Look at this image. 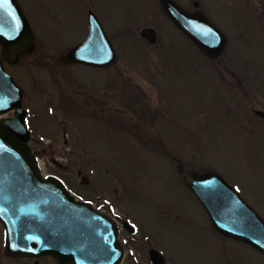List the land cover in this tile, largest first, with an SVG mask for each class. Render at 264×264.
I'll return each instance as SVG.
<instances>
[{"label":"rangeland","instance_id":"rangeland-1","mask_svg":"<svg viewBox=\"0 0 264 264\" xmlns=\"http://www.w3.org/2000/svg\"><path fill=\"white\" fill-rule=\"evenodd\" d=\"M17 1L34 15V49L9 62L0 47V59L27 94L29 143L43 174L136 226L138 247L124 243L121 264L150 263L149 248L166 264H264L255 248L215 230L181 177L218 172L264 220V119L254 113L264 111V0H174L222 31L215 58L158 0ZM89 3L116 59L100 69L62 66L59 57L86 35ZM148 26L154 44L138 35Z\"/></svg>","mask_w":264,"mask_h":264},{"label":"water","instance_id":"water-1","mask_svg":"<svg viewBox=\"0 0 264 264\" xmlns=\"http://www.w3.org/2000/svg\"><path fill=\"white\" fill-rule=\"evenodd\" d=\"M159 1L168 19L203 54L210 58L221 54L225 36L202 10L190 12L174 0ZM138 35L149 44L157 41L156 30L149 26ZM0 44L4 57L11 61L33 49L32 32L15 0H0ZM115 59V50L92 12L85 39L59 57L62 64L95 67L108 66ZM10 110L15 116H3ZM254 113L264 119V111ZM25 115L21 89L0 61V221L6 233V252L12 257L49 255L58 264H121L124 248L118 223L89 201L75 198L56 176L41 174ZM181 177L217 232L264 255V220L234 186L216 171L184 170ZM85 182L82 177L81 183ZM122 226L134 229L126 221ZM151 256L155 264H165L157 251Z\"/></svg>","mask_w":264,"mask_h":264},{"label":"flooded vegetation","instance_id":"flooded-vegetation-1","mask_svg":"<svg viewBox=\"0 0 264 264\" xmlns=\"http://www.w3.org/2000/svg\"><path fill=\"white\" fill-rule=\"evenodd\" d=\"M16 1V4L18 5V7H19V9L21 10V12H22V14H23V16L25 17V19H26V21H27V23L29 24V27H30V30H31V32H32V35H33V49H34V41H35V38H34V33H33V29L34 28H37L36 26H35V22L33 21V17H34V15H33V13L28 9V7H25V6H21L20 4H19V2L17 1V0H15ZM159 1V0H158ZM159 4H160V1H159ZM94 7L92 4H88V6H87V12H86V14H85V24H86V35H87V31H88V14H89V12H92V13H94V15L96 16V18L98 19V21L100 22V24H101V26H102V28L104 29V31H105V26H104V22L101 20V17H100V14H99V12H97V11H93V9H92V7ZM160 6H161V4H160ZM182 7V6H181ZM162 8V7H161ZM183 8V7H182ZM199 8V7H198ZM99 9V8H98ZM184 9V8H183ZM186 10V9H185ZM28 13H27V12ZM34 12V11H33ZM97 12V13H96ZM191 12V11H190ZM143 28V27H142ZM106 32V31H105ZM35 34L38 36V32H37V30H35ZM107 34V33H106ZM86 35H85V37H86ZM108 36V35H107ZM85 37L81 40V41H79L78 43H80V42H82L84 39H85ZM109 38V37H108ZM109 40H110V38H109ZM111 41V40H110ZM78 43H76V44H78ZM112 43V42H111ZM76 44H74V45H76ZM0 47H1V49H2V53H3V48H2V45L0 44ZM70 48V47H69ZM68 48V49H69ZM33 49H32V51H33ZM67 49V50H68ZM66 50V51H67ZM31 51V52H32ZM31 52H29V53H31ZM116 53V52H115ZM23 55H25V53H21V54H19L18 55V57L15 59V61L19 58V57H21V56H23ZM3 57H4V55H3ZM5 58V57H4ZM7 61H9V62H15V61H11V60H9V59H7V58H5ZM0 61H1V59H0ZM2 62V61H1ZM62 66H67V65H84V66H88V67H92V68H105L106 66H104V67H95V66H90V65H85V64H81V63H70V64H61ZM2 66H3V64H2ZM21 89V88H20ZM24 90H22L21 89V105H22V99H23V97H26V95L27 94H25L24 92H23ZM23 107V106H22ZM24 108V107H23ZM25 110H26V115H25V119H24V123L27 121V118H28V116H29V114H28V110L26 109V108H24ZM6 116H15V113H14V111L12 110V111H9L8 113H6ZM95 119H96V117H95ZM27 123H28V121H27ZM25 126H26V124H25ZM30 132V131H29ZM30 139H31V133H30ZM239 192V191H238ZM240 195V194H239ZM124 221H126L125 219H121L120 220V223H121V225H122V222H124ZM127 222V221H126ZM0 224L2 225V231H3V234H2V238L0 237V248H1V244H2V242H3V248H2V250L0 251V264H11L10 263V259H11V256L6 252V249H5V229H4V225H3V223L0 221ZM134 225V224H133ZM122 231H124V233H125V237L122 235ZM137 234V231H136V226L134 225V229L133 230H130L129 228H127V227H124V226H121V228H120V230H119V237H120V241H121V244H122V247L124 248V243L126 244V245H129V243H131V244H134L135 245V247L137 248L138 247V244H137V240H133L132 239V237H135L134 235H136ZM138 237V236H137ZM131 240L133 241V242H131ZM130 247H132L131 245H130ZM125 249V248H124ZM154 251H157L156 249H148L147 250V257L149 258V260H150V263H148V264H155L154 262H153V260H152V256H151V254L154 252ZM125 252V251H124ZM158 252V251H157ZM159 253V252H158ZM261 253V252H260ZM160 254V253H159ZM262 254V253H261ZM43 257H49V258H52L54 261H55V264H58V262H57V260L54 258V257H51V256H47V255H45V256H41V257H39L38 259H32V261H33V263H35V264H38V262H39V260L40 259H42ZM162 257V256H161ZM124 258H126V255L124 254ZM163 259V258H162ZM130 264V263H129ZM131 264H136L135 262H133L132 261V263ZM166 264V263H165Z\"/></svg>","mask_w":264,"mask_h":264},{"label":"bare ground","instance_id":"bare-ground-1","mask_svg":"<svg viewBox=\"0 0 264 264\" xmlns=\"http://www.w3.org/2000/svg\"><path fill=\"white\" fill-rule=\"evenodd\" d=\"M40 164H41L40 166H42V164H43V161L42 160H40Z\"/></svg>","mask_w":264,"mask_h":264}]
</instances>
